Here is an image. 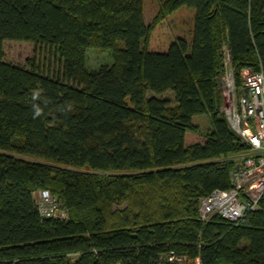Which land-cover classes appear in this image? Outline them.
Instances as JSON below:
<instances>
[{
    "label": "trees",
    "instance_id": "trees-1",
    "mask_svg": "<svg viewBox=\"0 0 264 264\" xmlns=\"http://www.w3.org/2000/svg\"><path fill=\"white\" fill-rule=\"evenodd\" d=\"M144 1L0 0V264H264V202L238 225L199 216L247 149L224 52L237 83L264 71V0H159L150 25ZM184 7L190 42L168 21ZM5 41L54 48L61 72L6 62ZM88 50L113 64L89 70ZM39 190L69 218H42Z\"/></svg>",
    "mask_w": 264,
    "mask_h": 264
},
{
    "label": "built area",
    "instance_id": "built-area-1",
    "mask_svg": "<svg viewBox=\"0 0 264 264\" xmlns=\"http://www.w3.org/2000/svg\"><path fill=\"white\" fill-rule=\"evenodd\" d=\"M224 68L223 116L229 129L247 146V154L238 159L230 173V189L214 190L200 200L199 216L204 223L219 216L238 225L264 202V71L244 68L237 83L228 52ZM34 200L42 218H69L50 191H37ZM166 258L170 263L187 262L173 252Z\"/></svg>",
    "mask_w": 264,
    "mask_h": 264
},
{
    "label": "rangeland",
    "instance_id": "rangeland-1",
    "mask_svg": "<svg viewBox=\"0 0 264 264\" xmlns=\"http://www.w3.org/2000/svg\"><path fill=\"white\" fill-rule=\"evenodd\" d=\"M159 0H145L144 1V18L146 25L153 23L156 15L159 11ZM168 21L172 27L174 34L177 37H183L188 42L191 41V34L194 25V12L188 8H180L175 13L168 17ZM4 60L6 62L30 68L35 66L41 73L55 76L61 72L62 63L58 58L54 48L43 45H35L30 42L19 41H5L3 43ZM226 52H224V59L226 58ZM86 67L89 70H98L103 65L113 64V59L109 52H99L96 50H88L86 54ZM165 96L171 101L174 106L173 93L168 92ZM200 118V117H198ZM202 118V116H201ZM201 127L202 133H206L209 127L207 119H201L198 122ZM189 142L194 143L203 141L202 136L189 135ZM195 140V141H194ZM247 154V151H243L237 154L235 157H231L235 162L241 156Z\"/></svg>",
    "mask_w": 264,
    "mask_h": 264
}]
</instances>
